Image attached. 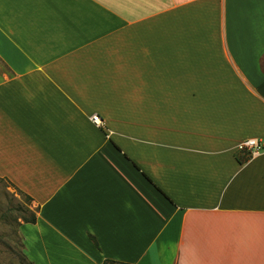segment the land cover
<instances>
[{"label": "crops", "instance_id": "1", "mask_svg": "<svg viewBox=\"0 0 264 264\" xmlns=\"http://www.w3.org/2000/svg\"><path fill=\"white\" fill-rule=\"evenodd\" d=\"M0 65L28 262L264 264V0H0Z\"/></svg>", "mask_w": 264, "mask_h": 264}, {"label": "rangeland", "instance_id": "2", "mask_svg": "<svg viewBox=\"0 0 264 264\" xmlns=\"http://www.w3.org/2000/svg\"><path fill=\"white\" fill-rule=\"evenodd\" d=\"M0 73L6 74L1 65ZM36 211L32 201L0 180V264H28L17 230Z\"/></svg>", "mask_w": 264, "mask_h": 264}, {"label": "built area", "instance_id": "3", "mask_svg": "<svg viewBox=\"0 0 264 264\" xmlns=\"http://www.w3.org/2000/svg\"><path fill=\"white\" fill-rule=\"evenodd\" d=\"M91 121L94 125L101 127L102 126V121L98 116H93L91 117ZM239 151H250L253 155H257L258 152H260V147L257 142V140L251 139L243 142L241 145L238 146L237 148Z\"/></svg>", "mask_w": 264, "mask_h": 264}, {"label": "trees", "instance_id": "4", "mask_svg": "<svg viewBox=\"0 0 264 264\" xmlns=\"http://www.w3.org/2000/svg\"><path fill=\"white\" fill-rule=\"evenodd\" d=\"M25 196H26V195H25ZM26 198H27L28 200L31 201V199H30L29 197L26 196ZM35 221H36V217L33 216V217H31V219L25 221L24 223H27V224H34ZM21 244H22V243H21ZM22 249H23V246H22ZM28 264H31V263L28 262ZM103 264H116V263H115V262H111V261H105V262H103Z\"/></svg>", "mask_w": 264, "mask_h": 264}, {"label": "bare ground", "instance_id": "5", "mask_svg": "<svg viewBox=\"0 0 264 264\" xmlns=\"http://www.w3.org/2000/svg\"><path fill=\"white\" fill-rule=\"evenodd\" d=\"M167 29V28H166Z\"/></svg>", "mask_w": 264, "mask_h": 264}]
</instances>
